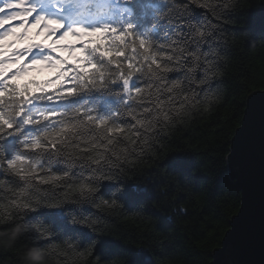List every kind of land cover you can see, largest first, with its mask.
<instances>
[{
    "label": "snow or ice",
    "instance_id": "snow-or-ice-1",
    "mask_svg": "<svg viewBox=\"0 0 264 264\" xmlns=\"http://www.w3.org/2000/svg\"><path fill=\"white\" fill-rule=\"evenodd\" d=\"M226 31L264 41V0H0V230L23 226L15 248L59 264H156L103 236L101 213L166 207L158 192L204 179L239 210L218 216L201 264H264V91L232 101L212 176L167 151L219 98ZM37 67L54 74L16 82Z\"/></svg>",
    "mask_w": 264,
    "mask_h": 264
},
{
    "label": "trees",
    "instance_id": "trees-1",
    "mask_svg": "<svg viewBox=\"0 0 264 264\" xmlns=\"http://www.w3.org/2000/svg\"><path fill=\"white\" fill-rule=\"evenodd\" d=\"M241 3L258 4L259 0H241ZM223 35L231 43L222 68L219 98L204 106L207 111L175 130L173 142L167 148L169 152L190 153L196 165L193 172L200 177L212 176L213 168L219 167L215 158L219 155L217 149L221 142L230 138L228 121L235 111L232 101L264 89V41L259 37L233 41L230 31ZM143 163L148 166L151 162L145 160ZM157 194L166 207H153L151 203L139 207L125 205L117 212L101 213L103 236L150 250L156 264H201L202 253L217 248L211 238L219 224L218 216L222 213L232 216L239 210L232 207L231 200L235 197L227 187L211 180L194 181L190 189L174 190L169 195ZM172 197L175 201L169 203ZM22 233L11 247L0 243V264H20V254L32 248L14 247ZM9 236L11 232L3 240L7 242ZM45 257L47 264H59L46 253Z\"/></svg>",
    "mask_w": 264,
    "mask_h": 264
},
{
    "label": "clouds",
    "instance_id": "clouds-1",
    "mask_svg": "<svg viewBox=\"0 0 264 264\" xmlns=\"http://www.w3.org/2000/svg\"><path fill=\"white\" fill-rule=\"evenodd\" d=\"M2 223V221H0ZM24 228H21L20 225H14L11 229L5 231L0 230V243H3L7 247H11L14 244L15 238L24 231ZM11 232V236H9V240L5 242L3 237L8 235ZM33 253V248H27L21 255L20 264H47L45 253L42 250H39L38 256L31 255Z\"/></svg>",
    "mask_w": 264,
    "mask_h": 264
},
{
    "label": "water",
    "instance_id": "water-1",
    "mask_svg": "<svg viewBox=\"0 0 264 264\" xmlns=\"http://www.w3.org/2000/svg\"><path fill=\"white\" fill-rule=\"evenodd\" d=\"M261 91H264V89L256 90V91H254V92H261ZM254 92H253V93H254ZM251 94H252V93H251ZM251 94H250V95H251ZM246 207H247V203H246ZM215 249H216V248H215ZM148 251L151 253V251H150V250H148ZM216 255H217V258L219 259V258H220V256H221V253L219 252V250H217V253H216ZM151 258H152V259H154V258H153V255H152V253H151ZM255 259H257V260H259V259H260V256H259V254H257V255H256Z\"/></svg>",
    "mask_w": 264,
    "mask_h": 264
}]
</instances>
